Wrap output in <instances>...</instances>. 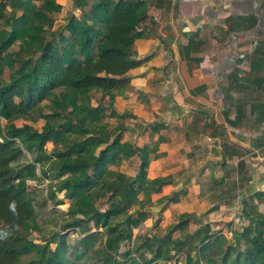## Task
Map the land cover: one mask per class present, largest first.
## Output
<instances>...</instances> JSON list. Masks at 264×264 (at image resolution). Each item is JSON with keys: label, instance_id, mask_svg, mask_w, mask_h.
<instances>
[{"label": "trees", "instance_id": "1", "mask_svg": "<svg viewBox=\"0 0 264 264\" xmlns=\"http://www.w3.org/2000/svg\"><path fill=\"white\" fill-rule=\"evenodd\" d=\"M73 2L79 14L51 32V15L61 9L54 0H0V23L9 22L0 29V264H142L133 253L143 247L150 255L147 264L169 262L184 251L192 252L191 264H264V213L257 209L264 192L242 201L246 225L231 229L236 230L233 244L221 233L200 229L191 235L189 248L170 240L171 232L190 218L181 213L162 238L148 235L141 245L128 247L132 228L148 219L147 211L133 209L138 194L159 193L169 179H146L147 149L121 142L125 127L113 103L129 89L125 74L139 64L132 57L133 42L154 35L156 25L141 0ZM110 120L117 125L111 127ZM38 121L41 127L34 128ZM46 143L53 146L50 154ZM117 150L122 161L137 159L136 175L116 173L98 188ZM36 169L47 182L46 199L54 202L60 192L67 199L84 196L59 214L57 232L47 237L36 221L35 197L26 191V182L37 179ZM107 195L111 201L97 210ZM184 195L171 192L157 203L177 204ZM72 231L77 237L70 241L66 232ZM32 233L41 235L39 243ZM48 244L54 247L46 255ZM124 244L118 259L115 254Z\"/></svg>", "mask_w": 264, "mask_h": 264}, {"label": "crops", "instance_id": "2", "mask_svg": "<svg viewBox=\"0 0 264 264\" xmlns=\"http://www.w3.org/2000/svg\"><path fill=\"white\" fill-rule=\"evenodd\" d=\"M141 1L156 29L133 42L139 64L114 99L122 140L147 149L146 179H169L160 191L199 190L211 222L264 192V0Z\"/></svg>", "mask_w": 264, "mask_h": 264}, {"label": "rangeland", "instance_id": "3", "mask_svg": "<svg viewBox=\"0 0 264 264\" xmlns=\"http://www.w3.org/2000/svg\"><path fill=\"white\" fill-rule=\"evenodd\" d=\"M57 4L61 6V9L58 14L51 15L53 20L51 24L47 27L48 31L55 32L59 31L60 28L64 25L65 21L69 17V15H75L77 16L79 14V11L75 9L73 0H54ZM39 6L43 7V4H39ZM7 12H10V9L7 8ZM20 13L16 12V16H18ZM5 25V26H4ZM9 25V22H5V24L0 23V29L1 28H7ZM14 49H17L16 47ZM3 77H6V71L3 72ZM95 98H98L96 95ZM117 107L120 109L121 105H117ZM127 121V120H126ZM128 122V121H127ZM2 123V121H1ZM22 122L16 121L15 125H20ZM135 124V123H134ZM42 122L38 121L37 123L33 124V127L38 128L41 127ZM114 126V123H112L111 127ZM113 129V128H112ZM113 133H115L113 131ZM129 135H125L122 142H130L133 141L132 137L129 138ZM53 146L50 143H46L44 145V150L47 154L51 153ZM122 152L121 150L115 151V156L113 159L108 163L106 166V170L102 176V179L97 182L96 186L99 188L100 185L104 182H109L114 179V176L116 173L123 174L125 177L133 178L136 175L138 163L135 161V159H129L127 161H122ZM156 172H159L160 168H157V166L154 167ZM182 169V168H181ZM185 169H182L183 171ZM187 170V169H186ZM188 171V170H187ZM157 172V173H158ZM183 176L186 174L190 175V173H187L186 171H183ZM35 175L37 179L35 181H27L26 182V191L29 193H33L35 197V215H36V221L38 225L41 227V233L45 237L48 235L53 234V232H57V226L59 223V214H64L66 208L75 203L80 202L84 199V196L75 197L71 199H67L63 192L55 193L53 196V201L46 199V193H47V182L42 180L38 174L37 169L35 170ZM177 176H181V173H179ZM176 176V177H177ZM185 184L180 183V180L177 181L175 184V188L168 187L165 190L163 189L160 191L157 195H149L148 198L143 197V194H138V200L140 201L138 205L134 206L133 209H140L148 212L147 220H145L143 223H141L138 227L132 228L131 232V239L129 242L128 247H131L132 245H141L143 243L144 239H147L146 237L155 235L156 237L162 238L166 233L167 229L177 223L176 216L181 213H188L190 215V218L187 220V224L182 227L179 231L171 232L169 235V239H179L182 241L183 244H186V248H189L188 246L193 245L192 243V234L197 230L200 229L201 232L204 230H207V233L210 235H217L218 233H221V236H223L226 239L227 243L233 244L232 241V235L233 233H236V230L232 232L231 229H234V227H241L246 225L245 219L241 217L242 213V204L239 205V203H234L232 206L229 205H223L224 207L221 211H219L217 214H214V217H210V221H206L205 210H198V203L202 201L204 197L199 196V190H195L194 192L186 190L184 187ZM122 189H119L116 191V197L118 198L121 193ZM174 189V190H172ZM175 191H186L188 195L179 196V204L178 205H172L162 202L161 204L157 203V200L161 197L169 195L171 192ZM187 197V198H186ZM109 199V200H108ZM217 198L212 197V201H215ZM243 199V198H242ZM111 201L110 198H108V195L103 197L99 202L96 204L97 210H104L107 206V204ZM264 208V207H262ZM262 213H264V210H262ZM216 220H219L218 222H215ZM204 221V222H203ZM213 223V225H211ZM219 224V225H218ZM155 225V226H154ZM230 231L232 233H230ZM67 238L72 241L77 237V232H66ZM188 237V238H187ZM30 238L35 242L39 243L41 240V235H37L35 233H32L30 235ZM69 241V243H70ZM53 244H48L46 246V255L50 252V250L53 249ZM132 248V247H131ZM130 248V249H131ZM126 249V245L120 246L119 251L115 254L118 259H122L123 251ZM154 250H152L151 255H154ZM187 252V253H186ZM135 260L142 263L147 264V260L150 258L149 252L147 247H143L138 249L137 252L133 253ZM186 255V256H185ZM191 251H184L180 254H175L171 261L169 262H163L160 260H155L151 262L150 264H191Z\"/></svg>", "mask_w": 264, "mask_h": 264}]
</instances>
